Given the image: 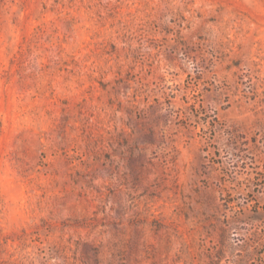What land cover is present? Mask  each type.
I'll use <instances>...</instances> for the list:
<instances>
[{
  "label": "rangeland",
  "instance_id": "374dc122",
  "mask_svg": "<svg viewBox=\"0 0 264 264\" xmlns=\"http://www.w3.org/2000/svg\"><path fill=\"white\" fill-rule=\"evenodd\" d=\"M0 264H264V0H0Z\"/></svg>",
  "mask_w": 264,
  "mask_h": 264
}]
</instances>
